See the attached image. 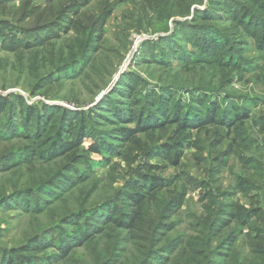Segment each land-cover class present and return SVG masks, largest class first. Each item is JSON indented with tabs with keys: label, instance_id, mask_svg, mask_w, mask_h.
I'll return each instance as SVG.
<instances>
[{
	"label": "rangeland",
	"instance_id": "obj_1",
	"mask_svg": "<svg viewBox=\"0 0 264 264\" xmlns=\"http://www.w3.org/2000/svg\"><path fill=\"white\" fill-rule=\"evenodd\" d=\"M13 94L30 107L60 106L73 118L97 113L78 151L47 160L45 137L29 139L35 121L23 114L26 105L0 114V202L17 200L0 207V240L8 246L37 234L58 242L63 228L73 230L66 222L92 214L96 236L67 264H89L103 245L120 264H136L152 230H119L126 235L119 241L110 209L147 164L150 175L176 180L184 203L165 216L175 227L164 230L173 249L163 253L162 240L145 264H242L262 253L257 261L264 262V0H0V95L16 102ZM133 98L142 101L148 130L121 142L122 129L138 126L125 114L116 118L120 102L130 106ZM208 111L216 125L205 124ZM177 113L196 127L187 129L174 167L159 152ZM101 138L114 146L91 153ZM66 174L84 184H67ZM215 200L239 204L252 251L244 237L234 253L210 241L205 225ZM57 253L48 248L38 256L59 264Z\"/></svg>",
	"mask_w": 264,
	"mask_h": 264
},
{
	"label": "trees",
	"instance_id": "obj_2",
	"mask_svg": "<svg viewBox=\"0 0 264 264\" xmlns=\"http://www.w3.org/2000/svg\"><path fill=\"white\" fill-rule=\"evenodd\" d=\"M229 65L234 67L232 62H229ZM155 95V92H152V96L154 97ZM13 96L17 97L16 102L10 101L8 98H4L0 95V114L2 115L6 111H11L12 109H20V111H23V107L26 105L23 114H27L30 116L31 120L35 121L34 124L29 122V139L35 140L41 134L45 137L46 142L48 141L46 144L48 147L47 154L51 157H44L46 160L58 158L61 155L64 157L78 151L84 139L92 135L91 125L95 123L94 116L95 113H97L96 109L87 113H77L73 118L60 106H51V108L46 106L43 108L30 107L27 106L23 97L14 94ZM155 99L156 98H150L152 105L155 104ZM111 102V100L108 101V103ZM130 102V106L120 102L122 106L119 107V113L116 118L123 120L125 114L129 123L135 122L138 123V126L135 128L122 129L120 131V136H117V139L121 142H129L135 137L136 133H145L148 130L147 126H142L144 114L140 113L145 110L141 103L142 101L138 98H133ZM102 112L104 113V111ZM114 113L115 112H113V115H115ZM104 116L106 117V114ZM204 117L206 125L209 123H215L214 125H216L218 121L215 111L212 113L208 111ZM238 117H240V115ZM175 120L177 124L175 125L176 130L173 136L169 138L170 142H166V145L161 147L159 155L164 156L161 158L168 161L169 165L178 167L181 161L182 149L186 143L184 135L188 132L187 129L191 127L194 128L196 125L187 124L181 120L179 113L176 114ZM166 122H168L167 119ZM154 127H160L161 129L163 126L155 125ZM106 144L114 146L110 139H96V143L89 147L91 153H100ZM231 153H233V145H230L229 154ZM7 168H2V172H6ZM144 168H147V171L145 173H140L137 179L127 180L125 182L122 186L123 188L117 194L119 197L117 204L113 209H110V213L114 214L110 217L109 225L117 232L119 241H122L124 236H126L123 234L124 232L121 231H127L130 234L135 231H141L144 228L152 230L148 240L142 246V253L136 257V264H145L146 259L156 255L160 251L159 245L162 240L164 241V245L160 248L163 250V253L173 249L175 245L174 240L169 241V235L164 230L169 229V232H171L175 227L173 223L169 221L170 219L165 218V216L175 211L173 208L175 203H184V195L178 192V184L175 179L152 176L149 171L150 166L146 164ZM66 169V173H70L73 168ZM62 177L67 184H73L74 181H77L78 183L75 187L84 184V182L78 181L79 178H81L80 176L67 175ZM234 190H236V186H234L231 191ZM69 193L70 192L65 196L67 200H69ZM16 201L17 200L13 197L5 199L0 202V207L2 209H9ZM43 201L46 202V199L43 198ZM212 203L213 207L208 211V219L205 225V229H209V231L213 233L210 241L214 240L215 243L221 241V244L217 248L223 245V248L228 249L230 253H234L237 250V241L240 237H244L246 244L250 248L249 241L252 242V235L250 233L245 236L242 234L243 220L242 215L238 212V209H240L239 204L223 205L219 200H215ZM222 208L224 209L222 210ZM225 208H229L230 210ZM91 215L87 219L86 217L82 218L84 219L83 223H80L81 219L78 218H74L73 222H66L67 224H71V226L73 225V230L66 231V228H63L62 233L64 231L65 233L59 238L60 240L58 242H55L56 239L51 238L54 240L53 243H45L40 239V237H43L41 236L42 234H37L36 237L30 238L28 242L18 247L8 246L7 243L0 240V264H54V257L44 259L38 256L39 253H42L48 248H54L55 251L58 252L55 256L60 257L59 264L69 263L71 257L74 256L78 250L88 247L96 236V227L99 225V222L98 225L95 226ZM170 215L171 214H169V217L171 218ZM253 215L257 216V219L261 218L256 213H253ZM173 216H175L174 213ZM85 224L90 226L84 228ZM143 224H145V226ZM112 227L110 228L113 229ZM250 229L253 228L251 227ZM259 230L256 232L257 235H260ZM246 237H248V239ZM164 238H167L168 242H166ZM210 244H212V242H210ZM251 248H254L252 244ZM111 252V247L108 245H103L102 248L99 247L96 255L90 260L89 264H120V262L115 260V256L114 259L109 257ZM262 255L263 253L259 257ZM252 257L253 256L247 258V262H242V264H258L257 259L259 257ZM259 263L264 264V262ZM189 264L203 263L192 261L189 262Z\"/></svg>",
	"mask_w": 264,
	"mask_h": 264
}]
</instances>
